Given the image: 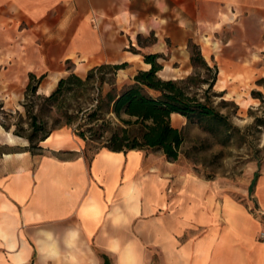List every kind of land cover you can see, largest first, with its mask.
Listing matches in <instances>:
<instances>
[{
	"label": "crops",
	"instance_id": "crops-1",
	"mask_svg": "<svg viewBox=\"0 0 264 264\" xmlns=\"http://www.w3.org/2000/svg\"><path fill=\"white\" fill-rule=\"evenodd\" d=\"M221 5L264 17V0H0V89L19 90L34 74L49 93L71 72L131 63L144 48L165 54L160 36L185 43L181 28L196 12ZM132 21L156 37L139 53L125 51L143 33L129 31ZM184 122L171 114L174 127ZM81 147L53 133L41 153L3 154L0 264H264V170L254 215L159 151L103 147L87 158Z\"/></svg>",
	"mask_w": 264,
	"mask_h": 264
},
{
	"label": "rangeland",
	"instance_id": "rangeland-1",
	"mask_svg": "<svg viewBox=\"0 0 264 264\" xmlns=\"http://www.w3.org/2000/svg\"><path fill=\"white\" fill-rule=\"evenodd\" d=\"M195 15L192 26L181 28V39L185 43L173 45L166 34L160 36L168 50L157 59L161 68L156 74L163 80L182 81L189 95L226 116L231 125L230 137L227 138L220 127L206 122L189 123L185 119L178 128L184 142L176 163L183 173L211 181L221 195L219 198L243 202L249 212L257 215V206L249 190L254 174L264 170V102L253 98L251 92L260 91L264 95V17L254 20L228 5L218 6L212 12L204 7ZM129 31H140L138 24L132 21ZM142 32L136 37V43L129 44L125 51L139 53L140 47L150 48L155 44L153 32ZM194 45L205 64L198 59L190 61L196 51ZM173 48L176 49L172 52ZM144 51L142 58L126 63L117 71L116 92L132 84L138 71L145 70L144 67L148 70L143 55L154 53L147 48ZM220 68L225 75H220ZM86 74L76 75L84 79ZM221 79L225 83L219 88ZM25 88L0 89V176L11 162L3 154L25 149L41 153L36 146H29L26 139L33 128L25 112V103L32 105V114L39 126L38 139L47 133H66L81 141L80 153L87 158L98 149L109 147L113 135L121 136L125 128L129 131L112 112L104 111V107L96 109L105 105L104 98L110 90L108 83H104L99 92L96 80L89 86L73 82L52 102L45 97L53 90L43 93L37 89L35 96L25 99ZM257 119L260 125H256ZM10 136L13 142L9 141ZM260 221L264 226V217ZM259 239L262 238L259 236ZM104 263L108 264L106 259Z\"/></svg>",
	"mask_w": 264,
	"mask_h": 264
},
{
	"label": "trees",
	"instance_id": "trees-1",
	"mask_svg": "<svg viewBox=\"0 0 264 264\" xmlns=\"http://www.w3.org/2000/svg\"><path fill=\"white\" fill-rule=\"evenodd\" d=\"M191 56L190 61L202 60L197 47ZM195 54V57L193 56ZM160 54H145L144 62L150 64L148 70H140L133 77V83L125 86L120 92L115 89V76L119 69L126 63L120 64H101L94 66L87 71L84 79H81L74 73L61 78L55 89L45 97L46 101H55L71 83L75 82L82 86H89L96 80L99 85V92L104 83L110 85V90L105 95V105H99L96 109L112 112L115 117L128 126L122 135H113L111 145L108 148L113 151L126 150H155L160 151L170 162H176L181 153V147L184 142V136L180 129L171 124V114L177 113L183 116L187 122L191 123L206 122L210 126L222 128V132L230 137L231 128L226 116L221 114L214 107L206 102H202L195 96L189 95L182 81L163 80L157 76V71L161 66L157 63ZM43 76L37 77L29 74V80L26 84L24 97L28 99L36 94L39 83ZM253 98L264 102V95L260 91H252ZM27 117L31 120L32 132L26 136L29 146H36L39 149V143L46 139L50 133L45 134L40 139L37 137L39 126L36 123L35 116L32 114V105L24 104ZM260 119H257L256 125ZM130 130H134L130 133ZM30 151V149H26ZM259 173H255L251 181L249 193L252 194Z\"/></svg>",
	"mask_w": 264,
	"mask_h": 264
},
{
	"label": "bare ground",
	"instance_id": "bare-ground-1",
	"mask_svg": "<svg viewBox=\"0 0 264 264\" xmlns=\"http://www.w3.org/2000/svg\"><path fill=\"white\" fill-rule=\"evenodd\" d=\"M141 31H146L147 30V28H148V26H147V28H146V26L144 25V24H140L139 25V27H138ZM139 58V56L138 55H130L129 57H128V60H136V59H138ZM127 60V59H126ZM144 65L147 67V66H149V64H146V63H144ZM220 74L221 75H225V72H224V70L222 69V68H220ZM220 85H219V88H222L223 86H224V83H225V80L224 79H221L220 80ZM51 86V84H49L46 88H45V91L47 92L48 91V89H49V87ZM9 141H11V142H13V137L12 136H10L9 137Z\"/></svg>",
	"mask_w": 264,
	"mask_h": 264
},
{
	"label": "built area",
	"instance_id": "built-area-1",
	"mask_svg": "<svg viewBox=\"0 0 264 264\" xmlns=\"http://www.w3.org/2000/svg\"><path fill=\"white\" fill-rule=\"evenodd\" d=\"M260 238H264V233H260Z\"/></svg>",
	"mask_w": 264,
	"mask_h": 264
}]
</instances>
